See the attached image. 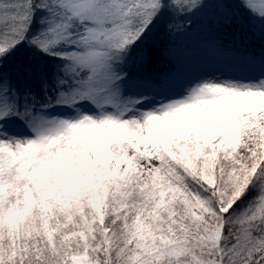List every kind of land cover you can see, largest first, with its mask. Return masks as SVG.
<instances>
[{
    "label": "snow or ice",
    "instance_id": "6c2138e0",
    "mask_svg": "<svg viewBox=\"0 0 264 264\" xmlns=\"http://www.w3.org/2000/svg\"><path fill=\"white\" fill-rule=\"evenodd\" d=\"M234 7L264 44V0H0V264H264V47ZM208 9L229 70L149 72Z\"/></svg>",
    "mask_w": 264,
    "mask_h": 264
},
{
    "label": "trees",
    "instance_id": "16d2710c",
    "mask_svg": "<svg viewBox=\"0 0 264 264\" xmlns=\"http://www.w3.org/2000/svg\"><path fill=\"white\" fill-rule=\"evenodd\" d=\"M233 10L240 16L241 21L244 23L242 10L236 7H234ZM213 13L214 10L208 9L198 16L193 17L189 30L186 32H175L171 34L167 32L162 25L150 44V48L153 51L151 63L147 70L149 72L173 73L177 67L181 68L180 66L184 65L185 59L194 58L198 56L196 55L197 53L211 51L215 47L213 45V40L215 38L213 35L215 34L212 32L216 31ZM247 23H250V21ZM247 23L244 24L250 27ZM238 28V24L230 26V30L233 33ZM258 29L259 30H252L255 34V38L251 41L245 42L243 36H241L243 47L254 51L257 55L261 47H264V44H262L259 38V24ZM249 35H251V33H249ZM228 54L229 50L226 51V55ZM27 59L28 53L21 52L10 61L9 64L11 66L19 62H27ZM184 73H186V71Z\"/></svg>",
    "mask_w": 264,
    "mask_h": 264
},
{
    "label": "rangeland",
    "instance_id": "374dc122",
    "mask_svg": "<svg viewBox=\"0 0 264 264\" xmlns=\"http://www.w3.org/2000/svg\"><path fill=\"white\" fill-rule=\"evenodd\" d=\"M212 2H216V0H212ZM242 15L244 17V23L250 21V23L247 24L250 25L251 29L259 30L258 23L252 19V17L244 12ZM212 33H214L215 35L213 36L216 37L217 31ZM238 33H240V27L234 33L230 30V26L226 27L224 30V35L226 37L225 44H228ZM241 36H243V34H241ZM226 51L227 49L214 47L211 51L197 53L196 55L198 56L185 59L184 65L180 66L181 68L177 67L173 73L181 80H191L201 76L215 75L221 72L226 73L238 55L235 51L231 50H229V54L226 55ZM185 71L186 73H184Z\"/></svg>",
    "mask_w": 264,
    "mask_h": 264
}]
</instances>
